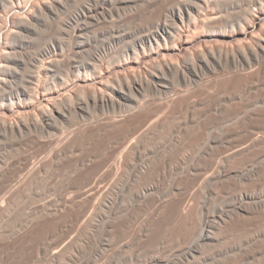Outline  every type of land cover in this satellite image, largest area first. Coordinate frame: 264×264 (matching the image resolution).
Segmentation results:
<instances>
[{"label":"bare ground","instance_id":"bare-ground-1","mask_svg":"<svg viewBox=\"0 0 264 264\" xmlns=\"http://www.w3.org/2000/svg\"><path fill=\"white\" fill-rule=\"evenodd\" d=\"M144 2L154 7L150 20L135 33L127 32L124 25L142 15ZM216 3L217 0H0V151L9 147L18 151L11 158L0 152V214L9 211L16 198L28 193L47 171L68 163L75 166V178L94 177L99 181V208L105 211L109 197L114 195L112 205L116 204L119 191L126 185L127 167L136 152L146 148L152 134L165 130L172 116L190 110L199 92L193 84L202 68L215 69L216 65L245 59L251 73H233L226 85L234 86L264 73V0H249L239 18L240 29L234 27L232 34L225 30L214 34L230 40L208 37L203 32L224 26L223 16L211 12ZM253 6H258L256 11ZM198 16H202L199 22ZM99 24L111 26L108 31L100 27L102 33L91 34ZM127 39L128 47L121 49ZM182 83L184 91L179 87ZM209 88L206 89L210 91ZM260 114L264 115V110ZM101 135L114 146L105 145L77 156L82 145H98ZM188 138L196 142L195 131H189ZM260 139L264 136L257 135L252 140ZM250 146L239 144L226 157L245 153ZM152 164L141 165L134 173L139 183L161 174V165ZM252 199L253 195L244 193L237 214L248 212L241 207ZM56 205H42L46 210L30 217L26 227L31 234L36 226L50 225L53 219L67 213L65 199ZM156 206L160 212L176 215L188 216L192 211L191 203L185 204L172 195ZM221 219L226 222L229 217ZM211 227L207 220L193 232L181 249L183 255L195 258L199 244L215 230L211 232ZM60 250L54 254H60ZM146 264L165 263L161 257L151 256Z\"/></svg>","mask_w":264,"mask_h":264},{"label":"rangeland","instance_id":"rangeland-1","mask_svg":"<svg viewBox=\"0 0 264 264\" xmlns=\"http://www.w3.org/2000/svg\"><path fill=\"white\" fill-rule=\"evenodd\" d=\"M248 3L249 0H217L211 12L223 16L224 26L206 28L204 34L230 40L214 34L224 30L232 34L234 27L240 29L239 18ZM257 7L253 6V10ZM153 8L144 2L142 15L123 28L132 34L142 29ZM201 18L198 16V22ZM99 25L91 34L102 33L105 24ZM106 25L108 31L111 25ZM129 40L122 42L120 48L126 49ZM227 42L224 43L229 45ZM240 60L216 65V70H200V77L193 84L199 92L190 110L172 116L165 130L152 134L146 148L136 152L127 167L126 187L119 191L116 204L112 205L115 196L109 197L105 211L99 208L100 185L94 177L75 178V166L69 163L47 171L28 193L16 198L10 212L0 214V264H146L151 256L161 257L165 264H264V139L252 140L257 135L264 136V115L260 114L264 110V73L250 76L244 85H226L233 73H251L246 60ZM179 87L186 89L184 83ZM191 130L197 135L196 142L188 138ZM102 136L98 145L91 142L79 147L77 156L105 145L114 146ZM248 143L252 146L231 157L233 161L226 157L235 146ZM9 148L0 151L6 158L18 152ZM152 163L161 165V174L139 183L134 173L141 165ZM244 193L253 195V201L243 204L246 207L241 208L248 212L240 216L237 212L241 211L239 201ZM171 195L185 204L191 203L188 216L158 211L159 201ZM63 198L66 215L53 219L50 225L36 226L31 234L26 227L30 217L40 215L46 204L56 207ZM222 217H229L228 222ZM207 220L212 223L211 232L215 229L204 241L207 243L199 244L195 258L183 255L186 239ZM57 250L61 251L58 255L54 254Z\"/></svg>","mask_w":264,"mask_h":264}]
</instances>
